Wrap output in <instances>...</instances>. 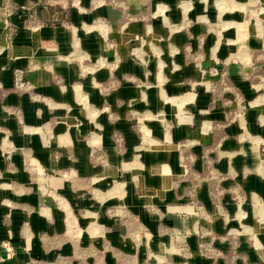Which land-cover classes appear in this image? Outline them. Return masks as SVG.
Listing matches in <instances>:
<instances>
[{
	"label": "rangeland",
	"instance_id": "374dc122",
	"mask_svg": "<svg viewBox=\"0 0 264 264\" xmlns=\"http://www.w3.org/2000/svg\"><path fill=\"white\" fill-rule=\"evenodd\" d=\"M1 2L10 259L264 264V0Z\"/></svg>",
	"mask_w": 264,
	"mask_h": 264
},
{
	"label": "crops",
	"instance_id": "0c3cea01",
	"mask_svg": "<svg viewBox=\"0 0 264 264\" xmlns=\"http://www.w3.org/2000/svg\"><path fill=\"white\" fill-rule=\"evenodd\" d=\"M4 9H5V3L1 2V0H0V22H4L5 21L4 20V14H5ZM73 31H74V29H73ZM8 33L11 34L12 30L10 29ZM52 34H54L53 31L50 32V31L42 30L41 32H39L38 35H40L42 37H50ZM72 40H73V48L77 52L78 51L77 38H76L74 33L72 35ZM3 78H5V76H4V74L2 72H0V80L3 79ZM4 84L8 85L5 82H4ZM74 90H77V88H74ZM29 130L38 131V129H29ZM112 134H114V131H112L111 135ZM57 140H58V143L68 145L69 144V140H68V137H67V132H63L62 134L58 135L57 136ZM262 164H264V163H262ZM92 182H95V178L92 179ZM111 191H113V190H111ZM43 213H44L45 216L48 215L47 211L45 209L43 210ZM1 237H3V232H2V229L0 228V238ZM11 242H12V246L15 249L16 254L11 259H5V257H4V255H5L4 249H3L2 246H0V264H16L18 261L20 262V260L24 258L22 250H21V245L19 244V242H17L16 240H12Z\"/></svg>",
	"mask_w": 264,
	"mask_h": 264
},
{
	"label": "built area",
	"instance_id": "2783aa9c",
	"mask_svg": "<svg viewBox=\"0 0 264 264\" xmlns=\"http://www.w3.org/2000/svg\"><path fill=\"white\" fill-rule=\"evenodd\" d=\"M4 252H5V259H10V256H12V249L8 246V244L2 245Z\"/></svg>",
	"mask_w": 264,
	"mask_h": 264
}]
</instances>
